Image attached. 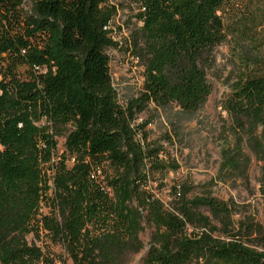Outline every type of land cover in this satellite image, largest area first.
<instances>
[{
    "label": "trees",
    "instance_id": "obj_1",
    "mask_svg": "<svg viewBox=\"0 0 264 264\" xmlns=\"http://www.w3.org/2000/svg\"><path fill=\"white\" fill-rule=\"evenodd\" d=\"M130 1L144 82L123 107L106 54L116 45L107 0H0V264H130L144 224L153 231L142 264H264L246 242L264 244V224L230 230L228 203L174 186L165 207L148 188V166H178L135 122L149 104L187 115L203 107L229 0ZM222 110L230 144L221 170L245 179V150L264 164V75H242Z\"/></svg>",
    "mask_w": 264,
    "mask_h": 264
},
{
    "label": "rangeland",
    "instance_id": "obj_2",
    "mask_svg": "<svg viewBox=\"0 0 264 264\" xmlns=\"http://www.w3.org/2000/svg\"><path fill=\"white\" fill-rule=\"evenodd\" d=\"M107 4L114 8L109 28L116 42L106 50L109 74L118 103L126 107L143 91L144 61L138 57L136 44L137 8L130 0H107ZM28 8L29 2H26L25 9ZM221 15L225 40L215 49V60L207 73L212 92L203 107L187 115L175 105L156 108L149 104L136 115L135 122H146L147 141L162 146L160 157L164 162L178 166L176 170L164 172L148 166V188L165 207L170 209L175 204L174 186H184L188 197L211 195L228 203L232 211L228 226L236 230L238 223L247 219L264 224L261 190L264 164L245 150L251 159L245 179L221 170V150L230 144L222 104L242 75H264V0H229ZM57 150H63L62 138H58ZM212 221L217 229L214 235L225 237L226 228ZM152 231L144 224L140 233L143 249L132 257L130 264H142ZM246 242L258 252L264 251L260 239L251 237ZM54 252L58 258L62 256L58 246Z\"/></svg>",
    "mask_w": 264,
    "mask_h": 264
}]
</instances>
